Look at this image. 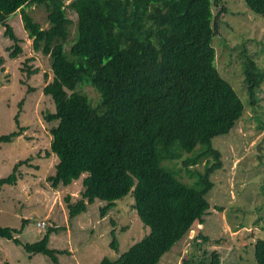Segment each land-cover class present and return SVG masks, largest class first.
I'll return each instance as SVG.
<instances>
[{
  "label": "trees",
  "instance_id": "trees-1",
  "mask_svg": "<svg viewBox=\"0 0 264 264\" xmlns=\"http://www.w3.org/2000/svg\"><path fill=\"white\" fill-rule=\"evenodd\" d=\"M243 1L264 18V0ZM35 5L46 7L49 28L26 12ZM68 10L77 16L71 41ZM228 11L224 0H72L68 5L65 0H0V25L14 43L10 57L23 52L8 24L19 12L35 52L52 58V78L43 93L55 111L44 119L57 123L47 154H55L58 164L48 181L57 190L82 180L80 198L65 199L70 219L97 200L106 203L100 208L104 219L132 193L137 215L150 229L116 260L105 257L99 264H159L195 224H204L215 186L212 176L224 166L213 141L229 135L245 112L215 64L214 39ZM243 55L247 92L256 105L264 72L251 54ZM86 86L98 94L96 104L83 92ZM16 118L18 130L0 136V145L26 131ZM29 162L20 161L0 179V191L16 185L18 169ZM202 164L201 170L197 166ZM181 171L192 182L184 183ZM17 232L0 227V238L59 264L57 251L49 248L53 229L25 245L14 239ZM111 237L110 247L118 253L115 230ZM210 240L199 232L195 254L185 264H220L219 254L206 246ZM254 254L257 264H264V236L254 244Z\"/></svg>",
  "mask_w": 264,
  "mask_h": 264
},
{
  "label": "rangeland",
  "instance_id": "rangeland-1",
  "mask_svg": "<svg viewBox=\"0 0 264 264\" xmlns=\"http://www.w3.org/2000/svg\"><path fill=\"white\" fill-rule=\"evenodd\" d=\"M71 1L65 0L67 5ZM224 1L229 11L221 20L220 36L214 39L215 64L244 102L245 112L229 135L213 141L224 166L212 176L215 186L208 196L211 209L204 224H195L159 264H185L195 254L193 242L199 232L211 238L206 246L219 254L220 264H257L254 244L264 236V83L257 104L252 105L242 67V56L248 53L264 72V18L253 14L243 0ZM26 12L43 29L49 28L45 6L28 7ZM8 24L20 39L23 52L17 58L10 57L14 43L5 37L6 28L0 25V136L18 130L17 116L19 126L26 131L13 143L0 145V179L8 177L20 161L30 162L18 169L16 185L0 191V227L17 230L14 239L23 245L40 241L53 229L49 248L57 251L59 264H99L105 257L116 260L150 229L138 217L132 193L117 201L104 219L100 208L106 203L99 200L89 205L87 212L70 219L65 199L71 196L75 202L80 198L82 180L57 190L48 181L58 164L55 154H47L52 142L50 130L57 123L44 119L45 114L55 111L52 99L43 93L52 78V58L35 52L19 12ZM67 25L71 41L77 27V16L71 10ZM29 69L38 72L30 75ZM82 90L93 104L98 102L93 87ZM197 167L202 170L204 164ZM180 178L184 183L193 180L186 171H181ZM44 222L45 229L37 226ZM112 230L120 243L118 253L110 247ZM0 264L53 263L42 254L29 255L23 246L0 238Z\"/></svg>",
  "mask_w": 264,
  "mask_h": 264
},
{
  "label": "built area",
  "instance_id": "built-area-1",
  "mask_svg": "<svg viewBox=\"0 0 264 264\" xmlns=\"http://www.w3.org/2000/svg\"><path fill=\"white\" fill-rule=\"evenodd\" d=\"M38 227L44 228L45 227V223H38Z\"/></svg>",
  "mask_w": 264,
  "mask_h": 264
},
{
  "label": "clouds",
  "instance_id": "clouds-1",
  "mask_svg": "<svg viewBox=\"0 0 264 264\" xmlns=\"http://www.w3.org/2000/svg\"><path fill=\"white\" fill-rule=\"evenodd\" d=\"M44 223H45V222H44ZM37 226H38V224H37ZM45 227H46V224H45ZM45 227H44V228H45Z\"/></svg>",
  "mask_w": 264,
  "mask_h": 264
}]
</instances>
